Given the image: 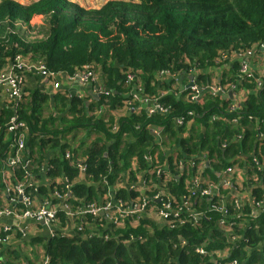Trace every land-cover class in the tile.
Segmentation results:
<instances>
[{
	"label": "trees",
	"instance_id": "1",
	"mask_svg": "<svg viewBox=\"0 0 264 264\" xmlns=\"http://www.w3.org/2000/svg\"><path fill=\"white\" fill-rule=\"evenodd\" d=\"M36 18L40 21L37 25L33 24ZM262 41L264 0H109L98 8L85 7L76 0H38L28 5L0 0V70L16 56L32 63L42 62L48 71L54 73L73 75L90 67L101 75L106 88L111 90L103 98L110 99L116 106L123 101L124 88L130 93L137 84L147 97H157L160 88L157 76L162 72L178 75L182 71L209 70L201 72L196 80V83L205 85L213 72L210 70L217 67V61L221 63V54L247 51ZM196 71L190 75H197ZM128 77L132 80L129 81ZM222 78L231 79L227 74L221 75V82ZM248 87L252 88L251 85ZM48 96L37 91L27 100L23 98L15 112L4 104L0 107V127L4 128L14 115L26 123V154L36 156V164H41L51 150L60 147L70 130L101 132L107 141L105 144L99 146L96 143L84 149L82 142L78 149L87 157V172L94 183L102 177L107 183L114 181L120 173L131 168L133 157H137L140 169H147L142 157L153 144L149 126L162 128L167 139L180 143L188 157L206 153L212 162L210 167L215 171L230 164L232 161H226L229 158L248 155L255 144L256 155L259 152L264 155V139L258 141L260 134L264 136V88L247 96L237 113L220 110L218 113L223 121L218 123L208 122L209 117L218 115L213 109L220 103L217 99L205 98L203 107L199 108V105L165 97L159 103L170 110L167 116L154 114L147 117L143 110L137 115L130 113L121 120L114 133L94 123L96 119L84 113V105L76 97L70 99L72 119L60 115L58 118L48 115L44 119ZM52 98L60 100L61 107L56 110L61 114L67 97ZM78 106L81 108L77 109ZM191 109L205 115L194 119L187 137L181 140L176 132H181L182 128H175L174 119ZM231 135H240V138L228 144L223 154L218 139ZM11 143V137L0 134V170ZM63 154L60 152L57 156ZM50 166V176L60 174L57 167ZM65 171L75 174L69 167ZM208 174L214 178L212 173ZM257 175L262 186L253 188L252 196L259 202L264 198V172ZM185 181L186 176H181L167 185L171 197L178 199L187 194ZM75 193L93 200L95 190L93 187H77ZM121 195H125L124 191ZM147 195L151 196V193L147 192ZM228 207L235 213L230 205ZM248 212L245 207V213ZM218 218L213 214L197 229L185 227L170 232L154 228L152 237L146 236L149 234L148 224L141 223L136 232L127 226L125 231L130 233L121 234L115 241L91 239L77 242L55 238L49 240L46 250L51 264H166L170 257L178 259L179 264H211L201 262L193 254L186 256L174 250L170 240L174 242L180 235L193 245L220 237L224 243V237L215 225ZM240 234L246 241L232 246L229 258L239 264H264V213L260 212ZM129 235H141L146 241L118 244ZM220 246L209 240L207 248Z\"/></svg>",
	"mask_w": 264,
	"mask_h": 264
},
{
	"label": "built area",
	"instance_id": "2",
	"mask_svg": "<svg viewBox=\"0 0 264 264\" xmlns=\"http://www.w3.org/2000/svg\"><path fill=\"white\" fill-rule=\"evenodd\" d=\"M248 59H253L254 64L264 65V41L256 45L253 49L247 51L231 55H229V53L221 54L219 59L221 63L217 61V67L234 61L238 62V66L235 67L234 72L230 75L231 79L222 78L221 82L218 78L214 79L211 74L208 80L211 82L209 83L206 81L205 85H200L196 83V80L202 71H182L178 75L162 72L158 77L161 78V80L166 81L172 79V83L179 81L183 75L191 76L192 85L180 92L172 89L167 90L163 94H158V97L156 98L145 96L141 101L139 94L144 95V92L143 89L139 87L129 94V98L124 102V107L129 110L137 102L141 104L144 103L148 107L147 115L150 117L156 113L168 114L170 112L169 109H164L159 103L160 100L167 96H173L176 99L182 100L186 104L201 106L203 104V95L206 93H210L209 97L211 98L222 97L226 92L229 93L230 90H236L235 92H237L238 87H241V90L245 92L246 87L249 85H251L257 92L262 90L264 85V75H259V78H254L250 65H246L249 64ZM215 68H213L212 71ZM195 71L197 75H190ZM27 75L37 76L42 80L49 82V93L51 94L57 93L60 89L61 81L91 86L92 91L100 97L107 96L109 95V92H111L104 87L98 86L97 74L90 67H85L82 71L73 75L60 72L54 73L48 71L42 62L32 63L20 56H16L0 70V95H3L6 98L7 102L4 104H7L13 112L16 111L18 103L26 97L23 79ZM128 80L131 81L132 78L128 77ZM202 90H205L206 92L202 93ZM187 92L189 93L186 94ZM238 108L239 103L234 101L230 107V111L228 109V112L234 113L238 110ZM104 109H106V107L102 110ZM197 115V109L188 110L174 119V125L176 128H182L184 125L191 122ZM217 120L218 116L216 115H213L210 118L211 122H216ZM249 120H251V118H249ZM117 129L118 126L113 125L111 126L110 131L114 133ZM0 134H6V136L12 138L10 150L7 153L6 158L1 163L2 169H4V171L2 169L0 170L1 183L9 195V199H7L9 206L0 208V219L3 217L11 219L17 224H22L24 221L44 223L46 228L51 229L58 223L57 213L53 209L45 208L44 206H37L35 204L32 192L37 194L38 190L31 185L35 171H38L40 176L45 179L44 184L41 186L38 185L37 181V187L39 189L50 188L53 197L60 202L65 201L64 204H66V208L64 207V210L70 209L67 202L71 196V185L73 182H70L66 177H55L54 175L50 176L49 174L52 171L50 165H43V163L36 164V156L31 157L25 155L28 126L24 121L19 120L15 115L9 119L4 128L0 127ZM65 158H68L67 153ZM146 159L150 161L149 157ZM174 164H176L175 160ZM179 164L181 165L182 163ZM253 164L260 173L262 164H260L259 160L255 158L253 160ZM189 166L194 168L195 164L191 162ZM17 168L18 171L16 173ZM78 170L79 172H85L86 166L84 163L78 164ZM155 175L160 179L164 174L163 172H160L159 168H157L155 169ZM232 175L233 173L231 169L227 168L224 172L223 181L216 183L215 185L211 182L203 183L197 176L192 180V183H189L188 186H186L187 194L179 197L178 199H175L167 194L157 193L152 196H136L134 198H129L128 201L124 202L117 199L114 194L111 200L103 199V201L99 204H86L81 214L95 220L96 228L111 227L112 230L117 232L123 230L125 223H129L132 229H137L141 224V219H147V215H155L157 221L150 222L151 226L147 225V229L149 231V234L146 235L147 237L154 235V228L170 232L177 231L185 227L197 229L200 227L202 222L209 220L208 215H211L212 217L213 214H216L219 216L218 220L215 222L218 231H221L228 236L226 241L227 244H234L239 239V235L236 231L241 230L243 229V226L244 228L246 226L244 225V218L254 216L256 212L264 213V202H257L251 197L249 201H247L244 205H241V203L236 200L237 196H235V193L237 194V191L235 189L233 179L230 177ZM252 177L260 183V179L256 175H253ZM247 186L248 190L246 193L249 194V185L247 184ZM135 189V187H130V190L133 192H136ZM224 191H229V202L232 201V203H234L235 209H232L235 213L229 210L224 202L225 198L221 197V193ZM197 202H199V204L194 206ZM245 207L249 209L247 214L245 213ZM138 209L141 210L140 213H138ZM144 227L146 228V226ZM152 228L153 231H151ZM12 233L13 225H4L1 228L0 246H7L10 244ZM87 237L92 238V235L88 234ZM176 238V242H171L173 249L186 256L193 254L203 262L214 260L216 264H237L236 261H228L227 248L209 251L206 248V245H208V241L210 240L209 238L208 240H204V243L193 245H190L189 242H187L184 237L180 235H177ZM104 239L107 240V237H104ZM145 241L146 238L141 235L136 237L130 236L128 240H125V242L141 243H144ZM45 260L44 264H47ZM172 261L177 262L178 259L170 258L166 264H169V262Z\"/></svg>",
	"mask_w": 264,
	"mask_h": 264
},
{
	"label": "crops",
	"instance_id": "3",
	"mask_svg": "<svg viewBox=\"0 0 264 264\" xmlns=\"http://www.w3.org/2000/svg\"><path fill=\"white\" fill-rule=\"evenodd\" d=\"M19 4L22 5H28L32 2H36L38 0H13ZM78 4L80 5H96L97 3L95 1H88L78 0ZM37 24L40 23L39 18H36L33 21ZM249 65L251 68L252 75L254 78H259V75H264V65L262 64H254L253 59H248ZM238 66V62L234 61L231 63H228L226 65L219 66L215 68L212 72V77H219L221 75L227 74V76L230 78V75L232 72H234L235 67ZM212 71V70H210ZM209 70H206L202 73H207ZM97 74V73H96ZM97 84L98 86L106 88L105 81L101 77V75L97 74ZM177 80V79H176ZM221 80V78H220ZM192 77L191 76H184L179 79V81H175L172 83L171 80H161L157 76V84L160 86L158 94H163L167 90H177L181 91L182 87L181 84L188 85V87L191 85ZM23 86L25 91V100L28 99V97L39 91V92H47L49 94V100L47 102V105L45 107V111H47V114H43V118L46 119L51 115L52 118H58L64 117L66 119H72V113H70V99L76 97L80 99V101L84 105V113L93 116L96 119L97 124H101L103 126V129L107 128L110 131L111 126L115 125L118 126L122 119L126 118L130 113L138 114L139 111L143 110L145 114L147 115L148 107L143 103H135L131 109L128 110V108L124 107V102L126 99L129 98V94L132 91H135L137 88L141 87L139 84H137L135 87H133L132 91L130 93L125 92L126 87L124 88V92L122 93V100L119 105L116 106V104H113L110 99L103 98V96H98L96 93H94L91 89V86L86 85H79V84H72V83H66L61 81L60 82V89L57 91L56 94L49 93L50 90V84L46 80H42L41 78L33 75H27L23 79ZM238 90L235 93V97L231 96L229 93L228 97H203V104L205 98H210L212 100L217 99L220 103L213 107L214 113L218 114V120L216 122H211L210 118H208L209 123H218L220 121H223L220 117V113H218L220 110L228 112V109L230 111V107L232 106V103L234 101L239 103V108H242L245 104V101L247 99V96L251 94H257L259 91H255L253 88L246 87V91H242L241 87H238ZM251 89V90H249ZM109 90V89H107ZM111 91V90H110ZM236 90H234L235 92ZM57 96H66L67 100L65 101V108L63 112L60 114L57 112L56 108L61 107V102L58 98H52ZM146 95H140L139 98L140 101L142 98H144ZM172 97L175 100L179 102H183L180 99H176L173 96H167ZM156 98V97H154ZM7 100L3 95H0V104L1 106H5L4 103H6ZM160 102V101H159ZM3 104V105H2ZM105 104L107 106H105ZM203 104L199 106V108L203 107ZM149 106V105H148ZM80 106H78L77 109H79ZM104 107L106 109L102 110ZM81 108V107H80ZM235 113H237L240 109ZM199 112V111H198ZM170 113V112H169ZM168 113V114H169ZM160 115L167 116L168 114H162V113H156ZM198 115H200L198 117ZM195 118H202L205 113H199ZM148 117V115H147ZM194 118V119H195ZM194 119L189 122L188 124L184 125L182 127L181 132H176L179 139H185L187 137V131L189 127H192L194 124ZM257 123V121H254ZM235 124V122H233ZM233 127V126H232ZM176 128V127H175ZM148 129L151 130V133L153 134V144L149 146V148L146 150V153L143 155L142 160L144 163L147 164V169H140V164L137 160V157L132 158L131 162V168L129 170H126L122 173H120L116 179L112 182L107 183V180L105 177H102V179L98 180L96 183L92 181V176L88 175V164H87V157L84 156V154L78 150L79 147H81L82 142H84V149L89 148L90 146L98 143L99 146L105 144L107 141L103 137L102 133L96 130L92 129H77L76 130H70L68 133L65 134L64 140L61 141L60 147L55 148L51 150L47 157L42 161L43 165H53L54 167L58 168V172L60 174L54 175L55 177H66L70 182H73L71 185V196L68 200V204L70 206L69 210H64L63 208H66L65 201L60 202L55 197H53V194L50 190V188H42L39 189L37 187V181L38 185L41 186L44 184L45 179L40 176L38 171H35L34 178L32 180L31 185L38 190V193L33 194V200L37 206H44L45 208L53 209L57 213V219L58 223L55 224L51 229H48L45 227L44 223H35L32 221H24L22 224H17L14 220L7 219V218H1L0 219V230L4 225H13V233L11 237V242L7 246H0V263H10V264H44V260L47 262V264H51L50 255L47 253V244L49 240L59 238V239H69V240H76L77 242H84L91 239H100L104 242L109 241H115V238L118 236H121V234L130 233L125 231L126 227L131 226L129 223H125L123 230L121 231H115L112 230L111 227H105V228H96L95 226V220H93L90 217H86V215L81 214L83 211V208L86 204L89 203H101L103 199H109L111 200L113 195H116L117 199H120L122 201H128L129 198H134L136 196L142 197V196H148L147 192L151 193L152 195H156L157 193L167 194L169 196L170 193L168 191L167 185L174 181L175 179L180 178L181 176H186L185 186H188L189 183H192V180L198 176V178L203 182H212L215 181L216 183H219V174L216 172H225V170L228 168V166H232L235 168L236 174L235 178L233 179V183L235 184V189L239 193L240 201L244 202L245 200V192H244V185H249V191L248 193L252 196V189L254 190L257 187H261V183H258L257 180L252 177L253 175H256L258 177V171L254 167L253 160L256 158L259 160L260 164H262L261 173L264 172V155H262L260 152L256 155V144L253 147V151L248 153V155L244 156V154L240 156H235L233 159H227L226 161H232L230 164H228L225 168H221L219 171L213 170L210 165L212 162H210V159L206 157V153L200 154V155H193V156H186L183 153V149L180 147V143H176L174 140L169 141L167 137L164 135V131H162V128L155 127L151 128L150 126ZM243 132V130H241ZM158 134H156V133ZM240 136V135H238ZM235 135L231 136H224V138H217L219 148L222 150V153L224 154V150L228 147V144L237 142V138H240ZM221 137V136H220ZM231 137V138H228ZM264 139L263 135L258 136L259 139ZM99 140L98 142H96ZM111 144V142H109ZM255 148V149H254ZM63 152L64 154L58 157L57 155ZM66 153L68 154V158H65ZM151 153H153L151 155ZM251 154H254L253 157H251ZM25 155H27L25 153ZM159 155L162 156V158H159ZM149 157L150 161H148L146 158ZM174 160L175 163L174 164ZM63 163L62 165H58L60 163ZM193 162L195 164L194 168H191L189 164ZM216 161H213V163ZM84 163L86 166L85 172H79L78 170V164ZM179 163H182L181 165ZM180 166V167H178ZM69 167L71 170L75 171L74 175L69 174L66 170V168ZM159 168L160 172H163L162 178H157L155 175V169ZM214 175V178H211L208 174L209 172H206V170ZM208 176V178H204V176ZM77 187H93L95 190V195L93 200H88L85 197H80L75 193V189ZM130 187H135V191L133 192L130 190ZM253 190V192H254ZM121 191H124L125 195H121ZM223 193V192H222ZM221 193V197L222 196ZM248 195V194H247ZM256 198V197H255ZM254 198V199H255ZM7 199H9V195L7 193V190L5 187L1 184V176H0V208H3L5 206H9L7 203ZM257 199V198H256ZM255 199V200H256ZM135 200V199H134ZM225 204L227 205L229 203V198L224 200ZM259 202H264V198L260 199ZM198 202L194 205L197 206ZM260 212H256L254 216L251 217H245L244 218V225L248 226L251 221L256 219V216L259 215ZM245 226V228H246ZM132 229V228H131ZM134 232L137 231V229H132ZM241 230H237L236 233L239 235V239L234 244H227L226 241L228 239V236L221 232L220 235L224 237V243H222L220 237L211 238L210 241L221 244L220 247L208 249L207 245L206 248L210 250H222L224 248L228 249V261H236L237 264L239 262L234 259L229 258L230 250L232 246H234L236 243H239L241 241H246L244 237L240 234ZM21 231V232H20ZM91 234L92 238H88L87 235ZM136 237V235H129L127 239H123L118 244H131L133 242H125V240H128L129 237ZM153 236V235H152ZM149 236V237H152ZM104 237H107V240L104 239ZM187 241V238H184ZM177 241V238L174 240V242ZM170 240V244H171ZM188 242V241H187ZM204 243V241L202 242ZM174 258V257H170ZM200 260V259H199ZM201 261V260H200ZM203 262V261H201ZM211 264H216L214 260L209 261ZM179 264V261L175 262H169V264Z\"/></svg>",
	"mask_w": 264,
	"mask_h": 264
},
{
	"label": "rangeland",
	"instance_id": "4",
	"mask_svg": "<svg viewBox=\"0 0 264 264\" xmlns=\"http://www.w3.org/2000/svg\"><path fill=\"white\" fill-rule=\"evenodd\" d=\"M80 1H83V0H80ZM93 1H95L97 4L94 5V6L83 4V6L88 7V8H92V7H94V8H98V7H100L102 4L106 3V2L109 1V0H93ZM246 65L248 66L249 64H246ZM250 65L252 66V64H250ZM237 75H238V73H237ZM216 78H218V79L220 80V76H219V77H214V79H216ZM190 84H191V83H190ZM191 85H192V84H191ZM181 87H182V90H184V89H187V88H188V85L181 84ZM263 88H264V85H263L262 89H263ZM238 90H240V89H237V91H238ZM201 92L204 93V92H206V91H205V90H202ZM188 93H189V92H187L186 94H188ZM235 93H236V92L231 91V90H230V92H229V94H230L231 96H235ZM209 94H210V93H206V94L203 95V97H209ZM229 94H227V92H226L223 96H224V97H228ZM43 113L47 114V111H44ZM228 169H231L233 175L230 176V177H232V179H234L237 170H235V168L232 167V166H228ZM216 173L219 174V181L222 182L223 179H224V173H223V172H216ZM204 178L206 179V178H208V176L205 175ZM211 183L214 184V185L216 184L215 181H212ZM247 190H248V186H247V185H246V186L244 185V192H245V200H244V202H241V201H240L239 193H238V192H237V194L235 193V196H237L236 200H237L239 203H241V205H244L247 201H249V200L251 199V195H250V194L247 195V193H246ZM228 194H229V191H224V192L222 193L223 198L226 199L227 196H228ZM86 198H87V196H86ZM210 198H211V197H210ZM210 198H208V199H210ZM87 199H88V198H87ZM242 203H243V204H242ZM198 204H199V202H198ZM229 205H230L233 209H235V205H234V203H232V201L229 202L226 206L228 207ZM228 208H229V207H228ZM140 211H141V210L138 209V213H140ZM147 214H148V213H147ZM208 216H209V218L211 217V215H208ZM146 218H147V219H141V223H145V224L148 223V226H151L150 222H152V221H155V222H156V221H157V218H156L155 215H147ZM243 230H244V226H243ZM151 231H153V228L151 229Z\"/></svg>",
	"mask_w": 264,
	"mask_h": 264
},
{
	"label": "water",
	"instance_id": "5",
	"mask_svg": "<svg viewBox=\"0 0 264 264\" xmlns=\"http://www.w3.org/2000/svg\"><path fill=\"white\" fill-rule=\"evenodd\" d=\"M191 86V85H190ZM255 149V148H254ZM254 156V154H251V157H253Z\"/></svg>",
	"mask_w": 264,
	"mask_h": 264
}]
</instances>
